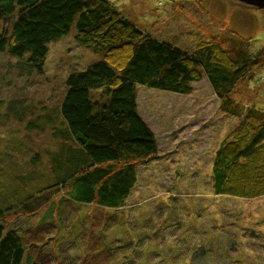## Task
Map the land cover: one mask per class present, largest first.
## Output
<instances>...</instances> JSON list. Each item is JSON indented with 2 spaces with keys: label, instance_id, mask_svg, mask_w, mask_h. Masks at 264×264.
Masks as SVG:
<instances>
[{
  "label": "rangeland",
  "instance_id": "obj_1",
  "mask_svg": "<svg viewBox=\"0 0 264 264\" xmlns=\"http://www.w3.org/2000/svg\"><path fill=\"white\" fill-rule=\"evenodd\" d=\"M106 1L138 29L187 53L212 37L232 47L229 38L245 41L254 52L264 45V8L232 0ZM47 47L41 75H28L23 59L0 55V196L16 197L22 187L27 195L24 210L13 199L0 222L17 230L31 260L264 264V196L246 200L212 192L213 153L240 121L221 110L204 76L187 96L135 88L137 111L154 135L157 153L137 166L138 183L123 208L70 204L68 188L56 191L53 157L64 164L65 151L78 149L63 136L59 117L64 82L97 58L75 44L73 32ZM250 74L230 99L242 109L264 112V64ZM92 95L103 100L101 92ZM34 156L39 160L30 162ZM52 203L55 208L46 207Z\"/></svg>",
  "mask_w": 264,
  "mask_h": 264
},
{
  "label": "trees",
  "instance_id": "obj_2",
  "mask_svg": "<svg viewBox=\"0 0 264 264\" xmlns=\"http://www.w3.org/2000/svg\"><path fill=\"white\" fill-rule=\"evenodd\" d=\"M71 32L75 44L97 59L67 75L59 105L63 136L78 147L65 151L64 164L53 157L56 191L68 188L70 204L123 208L138 183L137 166L157 153L154 135L137 111L135 88L187 96L203 76L221 110L240 121L213 153V194L246 200L264 196V112L242 109L230 99L238 83L264 64V45L254 52L245 41L229 38L232 47L212 37L187 53L138 29L106 0H0V55L23 59L28 75H41L47 45ZM97 91L103 93L101 102L92 99ZM38 160L34 156L30 162ZM17 194L0 196V217L13 199L24 210V187ZM26 208L33 213V207ZM26 249L17 230L0 222V264H45L33 262Z\"/></svg>",
  "mask_w": 264,
  "mask_h": 264
},
{
  "label": "water",
  "instance_id": "obj_3",
  "mask_svg": "<svg viewBox=\"0 0 264 264\" xmlns=\"http://www.w3.org/2000/svg\"><path fill=\"white\" fill-rule=\"evenodd\" d=\"M241 4H245L247 6H253L257 9L264 8V0H232Z\"/></svg>",
  "mask_w": 264,
  "mask_h": 264
}]
</instances>
